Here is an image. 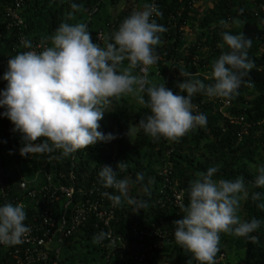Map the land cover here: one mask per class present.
Instances as JSON below:
<instances>
[{"label":"trees","instance_id":"16d2710c","mask_svg":"<svg viewBox=\"0 0 264 264\" xmlns=\"http://www.w3.org/2000/svg\"><path fill=\"white\" fill-rule=\"evenodd\" d=\"M135 1L138 8L134 7ZM150 1L25 0L21 17L26 27L7 28L5 11L12 6L14 0H0V61L4 60L3 70H7L9 58L29 51L18 44L20 37L35 44L42 45L43 42L47 46L45 38L50 37L61 22L85 23L93 42L103 47L126 17L134 11L142 10L144 4ZM121 2H124V8L113 17L108 9ZM209 2V8L201 9L200 5L197 6ZM71 3L81 5V10L73 13L74 19L68 20L66 14L72 11ZM155 5L162 16H154L153 19L167 29L160 34L162 42L156 48L159 59L155 64L165 75L168 74L165 87L176 94L180 91L177 85L189 78L201 79L206 85L213 83L212 79L206 77L211 73L212 62L223 51L217 47L222 42L221 32L230 30L232 34L242 32L245 38L252 40L248 58L252 61L253 68L243 78L238 95L225 99L195 94L192 103L196 106V112L206 115L205 126L197 127L175 141L153 139L136 128L134 142L128 138L131 128L149 112L141 105L129 104V95L121 96L112 100V108L104 115V122L99 121V130L105 134H113L115 139L78 149L68 155H62L59 151L58 155L52 152L20 156V134L5 132L6 120L0 117V152L9 153L3 160L10 167L13 163L17 164L21 170H27L31 164L32 170H27L25 174L28 180L32 179L33 171L40 164L49 161L53 165L48 166V173L52 177L61 174L62 184L72 185L76 191L79 188L85 191L89 189L95 176L94 171L99 166L108 165L115 169L119 162L125 161L127 167L123 172L117 169V178H128L131 181L128 196L146 201L147 206L136 212L133 206L122 202L116 206L111 227L116 234L133 243L135 248L119 258L108 254L106 243L102 240L100 243L94 242L90 248L86 244L84 251L76 257V244L83 239L94 240L98 234V230L90 222L65 244L61 264H74L76 259L81 264H95V251L104 259L103 264H139L135 261L131 263L130 260L135 258L144 244L152 243V239L141 234L144 227L150 228L151 225L157 229H166L168 236L162 249L154 251L150 260L140 264H160V261L196 264L174 240L173 221L182 218L183 213L180 206L175 205L172 195L174 192L180 194L182 204L187 205L190 184L212 166L218 167L214 179L231 180L237 176L245 178L248 197L242 203L243 220L256 218L262 221L260 228L251 234L257 237L256 240L221 233L215 260L220 254H224L223 245L226 244L227 250L235 246L244 253L243 264H264V211L251 199V194L258 192L264 200V187H253L258 171L250 170L264 153V0H155ZM94 8L97 11L90 14ZM222 20L228 22V29L221 24ZM107 25L113 29L107 28ZM100 30L103 35L98 43L97 35ZM189 36H192L191 42L188 40ZM127 65L128 61L122 62L118 71H122ZM138 71L139 67L133 69L132 74L138 75ZM185 72L190 73L191 77L182 75ZM221 101L229 102V107L224 108L226 115L221 113ZM0 112H3L2 108ZM196 153H199V157ZM73 155L74 165L69 168V157ZM143 159L146 160L145 164ZM138 173L143 174L142 181L137 180ZM145 186L147 192L144 190ZM0 264H15V258L8 255L5 249H0Z\"/></svg>","mask_w":264,"mask_h":264},{"label":"clouds","instance_id":"9594fccd","mask_svg":"<svg viewBox=\"0 0 264 264\" xmlns=\"http://www.w3.org/2000/svg\"><path fill=\"white\" fill-rule=\"evenodd\" d=\"M70 7L68 20L81 10L76 3ZM154 16L161 17L162 12L154 3L144 4L142 10L132 12L121 22L103 47L93 42L85 23L61 22L45 38L48 45L42 42L41 51H23L8 59L7 70L0 76L6 82L0 90V108L4 109L0 117L7 118L13 125L12 131L20 134V156L55 151L68 155L110 142L115 136L100 131L99 121L112 100L121 96L131 95L148 109L149 114L135 128L153 139L175 141L207 124L206 115L195 111V94L225 99L238 95L243 78L253 68L248 58L252 40L242 32H221L222 42L217 47L223 51L212 62L211 73L206 77L214 81L211 84L189 78L177 85L180 91L174 94L163 82L151 84L145 75H133V69L140 67L146 73L148 67L158 62L156 48L162 42L160 34L167 29ZM221 24L228 29L227 21L222 20ZM21 45L24 49L32 48L27 38L21 40ZM124 61H128L127 67L118 71ZM182 75L191 77L187 72ZM126 167L125 161L119 162L115 170L100 166L98 180L102 187L118 193L105 191L102 196L113 206L126 202L138 212L147 202L130 198L131 181L117 178V169L123 172ZM257 171L253 187H264V166ZM217 172V166L209 167L192 181L188 203L180 206L183 216L173 221L175 242L190 253L196 264H215L221 233L256 240L251 234L262 223L256 218L242 220L237 215L241 201L248 197L245 178L214 179ZM143 179V174L138 173L137 180ZM144 190L148 191L147 186ZM251 199L264 211L260 193L253 192ZM26 219L23 204H0V245L21 243L31 231ZM105 236L104 232L96 234L94 242L100 243Z\"/></svg>","mask_w":264,"mask_h":264},{"label":"built area","instance_id":"2783aa9c","mask_svg":"<svg viewBox=\"0 0 264 264\" xmlns=\"http://www.w3.org/2000/svg\"><path fill=\"white\" fill-rule=\"evenodd\" d=\"M24 2L25 0H14L12 6L6 9L7 28L26 27L21 17ZM150 3L155 4V0H151ZM96 11L97 9L94 8L90 14ZM106 27L113 29L109 25ZM102 35L103 31L100 30L97 35L98 43ZM22 39L24 38L20 37L18 40L20 46H22ZM29 50L41 51L42 45L32 43V48ZM3 66L4 60L0 61V76H3L5 72ZM138 75H145L148 78V68L145 73L141 72L139 67ZM5 86L6 82L0 80V90ZM221 103V109L229 107L228 101H221ZM5 120V132L10 134L13 125L7 118ZM8 154L0 152V204L5 202H10L13 205L23 204L27 214L25 224L31 229L21 243L0 245V249H5L8 255L14 256L15 264H61L60 258L65 244L90 222L93 223L98 233H106L103 241L106 243L109 255H116L120 258L124 253L135 248L133 243L127 242L122 235L116 234L112 230L111 223L114 220L116 206H113L106 197L102 196V193L105 191L117 193L114 189L102 187L98 180L100 166L94 171L95 176L89 189L85 191V189L79 188L76 191L72 185L62 184L61 174L52 177L48 173V166L53 165L49 164V161L40 164L33 171L32 179L28 180L25 178V174L27 170L31 171L33 166L30 164L27 170H21L17 164L13 163L10 167L7 161L3 160L4 156H9ZM55 154L58 155L59 151H55ZM73 159L74 155L69 157V168H73ZM164 174L167 173L164 172ZM69 175L72 179L71 172ZM172 197L175 205L181 206L180 194L174 192ZM141 234L152 239V243L144 244L142 250L135 254V258L130 260L131 263L135 261L140 264L150 260L154 251L162 249V244L168 236L166 229H157L152 225L150 228L144 227ZM109 255L106 256V259ZM223 259L224 254H220L215 260V264H220Z\"/></svg>","mask_w":264,"mask_h":264},{"label":"rangeland","instance_id":"374dc122","mask_svg":"<svg viewBox=\"0 0 264 264\" xmlns=\"http://www.w3.org/2000/svg\"><path fill=\"white\" fill-rule=\"evenodd\" d=\"M137 5L138 4L135 1L134 2V7L135 8L136 7L138 8ZM199 5L201 6V9L202 8L204 9L206 7L209 8L210 5H211V3L210 2L209 3H202V4H198L197 6H199ZM123 8H124V2H121L117 6L112 7V8H109L108 9V12L113 17H115ZM188 40H189V42H191L192 41V36H189L188 37ZM148 72H149V75H148V78L147 79L149 80V82L151 84H159L161 82H163L164 85L166 84V81H167V78H168V74L165 75L161 69H158L155 65H153V66L148 67ZM129 97H130L129 104L137 105V106L139 105L136 102V100H135V98L133 96L129 95ZM111 108H112V106L109 105L108 106V109H107L108 111H106L104 113V115L106 113H108L111 110ZM225 111H226V109H221V113L223 115H226V112ZM102 122H104V116H103ZM135 132H136V128L134 126H132L131 131L129 133V137H128L131 142H134V140L136 139ZM196 156L199 157V153H196ZM260 158L261 159L257 162L256 165H252L250 167V170L251 171H255L259 167L264 166V153H262V155H261ZM142 161H143L144 164L146 163V160L145 159H143ZM244 200L241 201V206H240V209H239V211L237 213V215L242 220L244 219V214H243V210H242V203H243ZM86 244H87L88 248H90L94 244V240H92V239H90V240L83 239V240L80 241V243H77L76 246H75L76 251L74 252V255L76 257H78L79 254L82 251H84ZM227 246L228 245H226V244L223 245V249H224V252L223 253L225 255V258L222 260L221 264H243V261H244V253L242 251L238 250L235 246H232L231 249L227 250L226 249ZM98 254L99 253L97 251L94 252V255L96 256L95 264H103L104 263V259L101 258ZM187 257L190 260H192L190 253H188ZM74 264H81V263L78 261V259H76ZM160 264H174V261H171L169 263H163V262L160 261Z\"/></svg>","mask_w":264,"mask_h":264}]
</instances>
